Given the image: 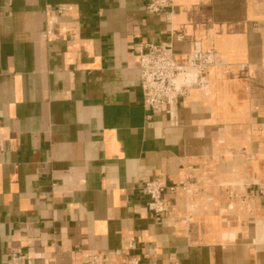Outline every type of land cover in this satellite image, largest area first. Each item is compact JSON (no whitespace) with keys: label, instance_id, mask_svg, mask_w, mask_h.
I'll list each match as a JSON object with an SVG mask.
<instances>
[{"label":"crops","instance_id":"1","mask_svg":"<svg viewBox=\"0 0 264 264\" xmlns=\"http://www.w3.org/2000/svg\"><path fill=\"white\" fill-rule=\"evenodd\" d=\"M147 1L0 0V264L15 247L28 264H264V0ZM169 41L224 66L177 126L144 104L133 50ZM189 166L191 193L151 214L145 184Z\"/></svg>","mask_w":264,"mask_h":264},{"label":"built area","instance_id":"2","mask_svg":"<svg viewBox=\"0 0 264 264\" xmlns=\"http://www.w3.org/2000/svg\"><path fill=\"white\" fill-rule=\"evenodd\" d=\"M176 0H148L146 10L155 15L171 16L175 10ZM139 57L140 85L144 104L153 113H163L173 126L179 124V101L194 91L205 93L209 88L206 71L210 67H224L218 52L213 49L204 50L195 46L188 62H178L172 41L162 43H140L133 47ZM225 69V68H224ZM189 171L179 185L167 186L161 180H151L145 184L144 192L149 197L147 210L157 218L170 211L166 192L181 190L191 193L189 182L192 179ZM129 249H134L132 242ZM9 264H28V255L21 247L12 248ZM101 259L93 256L90 264H99ZM107 264H114L108 262ZM133 264H139L134 260Z\"/></svg>","mask_w":264,"mask_h":264}]
</instances>
